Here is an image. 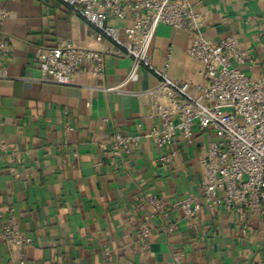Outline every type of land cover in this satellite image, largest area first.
I'll return each mask as SVG.
<instances>
[{
	"label": "crops",
	"instance_id": "crops-1",
	"mask_svg": "<svg viewBox=\"0 0 264 264\" xmlns=\"http://www.w3.org/2000/svg\"><path fill=\"white\" fill-rule=\"evenodd\" d=\"M190 2L205 17L206 37L214 43L232 37L255 59L252 68L241 69L252 78L264 73V38L258 40L264 0ZM0 17L11 47L0 60L7 74L0 79V138L20 152L18 176L0 152V228L13 204L22 232L34 241L25 249L28 264H173L180 252L185 256L179 264H264L258 217L249 216L245 230V222L222 207L193 219L172 208L200 189L205 136L179 140L177 155L164 168L157 162L163 151L149 138L123 157H114L109 145L98 146L114 132L139 135L159 125L147 117L144 93L159 83L149 67L133 73L130 57L111 54L103 78L83 70L71 85H56L33 63L38 48L114 45L61 0H0ZM190 41L187 32L160 25L148 48L152 66L173 80L204 84L201 64L187 52ZM67 122L74 127L68 136ZM148 197L159 199L168 215H154ZM140 220L152 229L149 250L140 240ZM105 247L114 252L111 261ZM9 250L0 240V264H13Z\"/></svg>",
	"mask_w": 264,
	"mask_h": 264
},
{
	"label": "built area",
	"instance_id": "built-area-1",
	"mask_svg": "<svg viewBox=\"0 0 264 264\" xmlns=\"http://www.w3.org/2000/svg\"><path fill=\"white\" fill-rule=\"evenodd\" d=\"M73 11L107 37L114 48L102 50L77 47L71 43L54 48H38L33 63L50 76L56 85L69 86L80 71L101 79L106 75L105 58L130 57L133 73L141 66L149 67L158 77L156 87L146 91L150 107L149 119H158L148 131L139 135L114 132L97 141L101 149L110 146L114 157L129 155L143 138H149L161 152L157 162L168 167L177 155L174 146L179 140L192 142L197 134L207 139L206 149L199 160L202 172L198 192H190L176 201L172 208L188 219L203 210L226 209L241 218L246 230L249 216H256L264 230V73L252 78L241 69L255 63L253 55L238 47L235 39L226 37L219 43L203 34L205 17L197 12L190 0H61ZM110 19L124 22L123 26ZM0 17V60L7 59L11 47L3 31ZM160 25L187 32L190 37L188 55L201 64L199 76L204 84L193 80L177 81L166 70L152 66L148 48ZM264 38V21L258 40ZM132 73V74H133ZM7 76L0 70V79ZM115 91V88H104ZM74 131L69 122L65 135ZM0 152L9 160L10 171L18 176L20 152L0 138ZM146 201L154 215L166 217L168 209L156 197ZM0 228V240L10 249L13 264H28L25 249L33 245L20 227L16 208L9 205ZM140 240L150 249L152 229L145 220L137 223ZM107 260L113 251L105 247ZM185 254L177 253L173 264H179Z\"/></svg>",
	"mask_w": 264,
	"mask_h": 264
}]
</instances>
